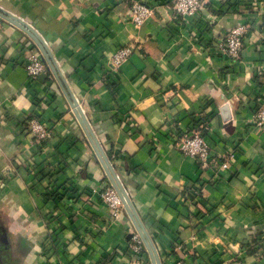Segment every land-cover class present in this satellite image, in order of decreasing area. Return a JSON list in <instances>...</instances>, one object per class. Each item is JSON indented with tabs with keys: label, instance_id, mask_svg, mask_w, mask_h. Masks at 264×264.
I'll use <instances>...</instances> for the list:
<instances>
[{
	"label": "crops",
	"instance_id": "1",
	"mask_svg": "<svg viewBox=\"0 0 264 264\" xmlns=\"http://www.w3.org/2000/svg\"><path fill=\"white\" fill-rule=\"evenodd\" d=\"M139 1L153 8L141 27L130 22L131 0L0 7L45 42L162 264H264V127L252 123L264 99V0H206L188 19L171 0ZM237 24L247 31L232 61L216 45ZM125 46L132 53L114 69ZM33 48L3 20L0 264H128L136 230L123 207L114 221L94 197L110 182L53 74L28 77ZM29 117L50 132L41 145L26 130ZM198 124L214 159L206 167L175 146ZM229 151L228 167H218ZM141 260L151 264L145 246Z\"/></svg>",
	"mask_w": 264,
	"mask_h": 264
},
{
	"label": "built area",
	"instance_id": "2",
	"mask_svg": "<svg viewBox=\"0 0 264 264\" xmlns=\"http://www.w3.org/2000/svg\"><path fill=\"white\" fill-rule=\"evenodd\" d=\"M206 0H171V8L177 17L188 19L198 13L204 7ZM153 15V8L139 0H131L130 2V22L136 27H141ZM3 19L0 18V26ZM247 31V24H237L230 28L220 42L217 43V49L220 54L225 55L232 61H237L243 46V38ZM130 47H121L112 55L111 63L114 69H118L123 62L131 55ZM26 72L31 80H36L41 74L47 73V66L43 61L41 54L37 49H31L26 58ZM253 125L258 128L264 127V99H262L257 111L253 116ZM26 130L37 145H41L46 141L50 132L46 126L36 117H29L25 121ZM204 128L202 124H198L191 130L181 131L176 136L175 146L188 157L198 160L203 167L211 164L214 159L211 157L208 139L204 136ZM234 156V151H229L219 158V166L222 169L228 167L229 162ZM93 195L102 202L112 214L114 221L119 220L122 209V203L116 191L112 186L102 189H93ZM130 258L128 264H142L141 257L144 252V245L139 235L134 232L131 235L128 245ZM180 245L174 250H180ZM105 264H113L111 262Z\"/></svg>",
	"mask_w": 264,
	"mask_h": 264
},
{
	"label": "water",
	"instance_id": "3",
	"mask_svg": "<svg viewBox=\"0 0 264 264\" xmlns=\"http://www.w3.org/2000/svg\"><path fill=\"white\" fill-rule=\"evenodd\" d=\"M0 18H2L4 21L14 25L24 33H26L31 40L34 42L35 46L37 47L39 53L41 54V57L43 61L45 62L47 69L53 74L57 82L59 83L67 101L69 102L73 113L75 114L79 124L81 125V128L84 132V135L91 145L99 163L101 164L109 182L110 185L114 188L116 191L118 197L121 200L122 206L124 210L126 211L128 217L130 218L137 234L139 235L140 239L143 242V245L145 246V250L147 254L149 255V258L151 260V264H162L161 259L159 257L158 251L155 247V244L147 232L141 218L139 217L137 210L134 206V203L132 202L129 194L127 193V190L125 189L124 185L122 184L121 180L119 179L118 175L116 174L114 167L110 163L108 157L106 156L102 146L100 145L99 141L97 140L93 129L91 128V125L86 118L79 101H77L73 95L67 90L61 76L59 73V70L56 66L55 60L53 59V56L51 55L49 49L47 48L45 42L41 39V37L36 33V31L26 24L23 20L20 18L12 15L11 13H8L7 11L3 10L0 7ZM46 77V74H41L38 78L41 80H44ZM224 110L226 111V107H224Z\"/></svg>",
	"mask_w": 264,
	"mask_h": 264
},
{
	"label": "trees",
	"instance_id": "4",
	"mask_svg": "<svg viewBox=\"0 0 264 264\" xmlns=\"http://www.w3.org/2000/svg\"><path fill=\"white\" fill-rule=\"evenodd\" d=\"M37 118V117H36Z\"/></svg>",
	"mask_w": 264,
	"mask_h": 264
}]
</instances>
